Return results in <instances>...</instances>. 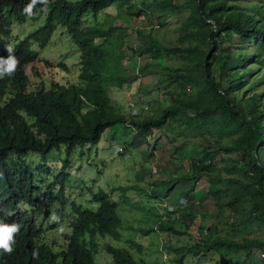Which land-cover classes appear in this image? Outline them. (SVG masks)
Here are the masks:
<instances>
[{
	"label": "trees",
	"instance_id": "obj_1",
	"mask_svg": "<svg viewBox=\"0 0 264 264\" xmlns=\"http://www.w3.org/2000/svg\"><path fill=\"white\" fill-rule=\"evenodd\" d=\"M115 1L36 0L29 15L24 9L32 0H0V57L7 59L11 47L19 61L12 75L0 78V222L19 225L13 251L0 250V264H95L101 252L109 255V264H161L157 258L146 262L140 244L127 234H105L123 224L118 203L100 189L90 194L89 202L97 204L94 210L68 206L64 217L70 230L61 234V243L45 242L41 234L52 227H46L50 217L42 216L63 204L72 148L96 144L104 130L125 123L140 135L171 126L178 135L196 132L201 139L185 154L189 156L184 158L183 177L194 182L204 177V195L211 204L198 212L200 232L191 244L164 247L173 253L172 262L165 264H183L185 256L207 252L219 257L217 264H264V0H144L159 17L185 16L172 45H161L146 34L150 40L141 48H126V28L121 31L113 22L106 28L104 22L84 23L87 15L96 16ZM43 9V22L11 43L12 21L34 20ZM56 25L79 51L78 79L83 85L50 82L48 87L28 89L25 67L36 58L29 45L43 47ZM146 48L149 56L173 54L178 62L156 71L157 86L169 84V102L150 116L125 115L111 107L107 88L129 83L122 52L140 54ZM60 147L64 158L53 171L45 155ZM30 151L39 153L41 163L11 167L15 160L7 159V153L22 156ZM217 155H226L222 163ZM152 187L155 191L146 197L159 203V194H168L172 183L164 193ZM185 193L179 189L171 196L177 200ZM184 213L192 219L196 212ZM42 219L44 224H38ZM175 221L161 219L155 227L181 236L185 230L176 229ZM253 225L261 226L260 237L246 234ZM105 236L122 241V246L110 245ZM254 251L261 258L256 259Z\"/></svg>",
	"mask_w": 264,
	"mask_h": 264
},
{
	"label": "rangeland",
	"instance_id": "obj_2",
	"mask_svg": "<svg viewBox=\"0 0 264 264\" xmlns=\"http://www.w3.org/2000/svg\"><path fill=\"white\" fill-rule=\"evenodd\" d=\"M137 9H140V13L135 14ZM152 10L145 7L144 0H118L111 2L96 16L87 15L84 23L104 22L106 28L113 22V26L121 31L126 28L124 36L122 35L126 48H141L147 45L150 39L146 34L158 40L161 45H172L176 27L185 16V12L159 17V14ZM45 13L46 9H43L36 12L34 20L26 19L21 23L12 21L9 28L10 42L20 40L26 33L39 26L43 22ZM95 42L98 41L95 40ZM29 47L36 52V58L25 67L28 89L48 87L50 82L64 86L83 85L78 79L79 51L60 25H56L43 47H37L33 43ZM121 57V66L129 83L121 87L107 88L112 100V108L129 115V102L139 108V117H146L150 116L154 108L158 106L161 108L169 102V84L165 87H158L156 81L159 73L156 71L159 69L158 66H176L178 62L173 54L163 53V55L149 56V48H146L140 54H132L130 51L127 54L122 52ZM43 60L49 62L51 66L45 65ZM58 64H62L64 69L58 67ZM143 66H145L144 72L141 73L139 68ZM142 104L147 105L145 111L141 109ZM110 130H104L96 144L85 143L72 148L67 158L68 179L64 184V203L75 201L85 205L84 207L94 209L95 205L91 203L92 201L86 202L85 199L91 193L102 190L108 197L111 196L113 201H117L122 224L133 228L126 231L113 228L107 230L105 234H127V238H132L135 243L140 244L139 254L146 262L157 258L159 263L165 264L158 257L160 253L167 254L165 262H170L173 253L165 250L164 247L191 244L197 237L196 234L200 232L198 224L201 222L198 212L207 210L211 204V200L204 195L206 189L204 177L198 178L195 182L183 177L187 169V159L184 158L189 156L185 154L193 146H199L201 139L196 132L183 136L178 135V130L171 126L159 130L153 129L145 136L140 135L134 128H125L122 124H114ZM144 137H148V140ZM115 143H129L127 149L124 150L126 155L112 153ZM225 157L226 155L221 157L217 155L216 160L222 163ZM22 158L32 166L37 162L41 163L37 152H27ZM63 158L62 147L52 149L45 155V163L52 168L51 170L56 171L61 167ZM198 158L195 159L198 160ZM169 183H172L171 191L165 194L164 188ZM153 184L163 191L164 195L160 193L159 198L167 201L166 206L158 205L159 203L148 200L146 197L155 191ZM189 188L192 190H187ZM179 189H186V193L177 201H173L171 195ZM198 192L201 193L197 194ZM159 202L162 201L159 200ZM136 206H138L137 209ZM168 208L170 214L165 212ZM185 210L196 212L195 217L191 219L184 213ZM47 216L50 217V221L47 222L46 227H52L41 233L43 241L50 242L54 239L61 243L63 241L61 234H67L68 227L63 224V221L57 222L56 218L59 217V213L53 209L42 218ZM162 218L176 220L175 228L185 231L181 236L161 230L139 231V229L151 230V226L153 227ZM210 221L211 218L206 219L205 223ZM38 224H44L43 219L39 220ZM260 227L249 226L246 234L260 237L263 234ZM105 241L113 246L115 242L119 246L123 244L122 241L110 240L109 237H106ZM130 249L136 251L133 246ZM201 254L203 255L196 257L185 256L183 264H217L219 261V257L212 252ZM254 257L261 258L260 252L254 251ZM109 260V255L103 252L94 257L95 264H109ZM255 262L260 264L259 260Z\"/></svg>",
	"mask_w": 264,
	"mask_h": 264
},
{
	"label": "clouds",
	"instance_id": "obj_3",
	"mask_svg": "<svg viewBox=\"0 0 264 264\" xmlns=\"http://www.w3.org/2000/svg\"><path fill=\"white\" fill-rule=\"evenodd\" d=\"M36 4V0H32V2H31V4H29L25 9H24V11H25V13H27V14H29V15H31V13H32V8H33V6ZM36 15V14H35ZM35 18V17H34ZM28 19V18H27ZM26 20V19H25ZM24 20V21H25ZM19 23V22H18ZM21 23V22H20ZM7 52H8V57H7V59H4V58H2V57H0V78H3L5 75H12L15 71H16V68H17V65H18V63H19V61H18V59L13 55V50H12V48L11 47H8L7 49ZM44 61V60H43ZM58 66V65H57ZM64 69V68H63ZM111 102H112V100H111ZM132 104V103H131ZM128 105H129V112H128V114H139V108H136L133 104H132V106H130V103L128 102ZM143 106H146V104H142L141 105V109L143 110V111H145L144 109H143ZM133 110H135V111H133ZM111 127V126H110ZM110 127L108 128V130L109 131H111L110 130ZM124 127L125 128H129V129H131L132 127L131 126H129V124L128 123H125V125H124ZM153 129H151L148 133H150L151 131H152ZM148 133H145L144 134V136L146 135V134H148ZM144 139H146V140H148V137H144ZM111 142H114L113 140H111ZM129 143H118V144H114V146H113V148H112V153H114V154H116V155H126L125 154V152H124V150L125 149H127V146H129L128 145ZM25 155V154H24ZM6 156H7V159H14L15 160V162H12L11 163V167L12 168H17L18 169V167L20 168L22 165H29V163L28 162H25L24 161V159L22 158V156H18V155H14V154H9V153H7L6 154ZM18 164V165H17ZM46 165H47V163H46ZM30 166V165H29ZM48 166V165H47ZM68 173V172H67ZM68 179V178H67ZM67 181V180H66ZM65 181V182H66ZM65 184V183H64ZM65 189V188H64ZM98 191V190H97ZM89 198H90V196L87 198V199H85V201L86 202H89ZM109 198H111V196L109 197ZM181 198V197H180ZM180 198H178V199H180ZM63 199H64V197H63ZM112 200H113V198H111ZM171 199L173 200V201H177V200H174L172 197H171ZM161 201L162 200H164V199H160ZM117 202V201H116ZM167 202V201H166ZM160 203L161 202H159V204L158 205H160ZM72 205V204H74V205H78V207H80L81 209H91V208H88V207H84L85 205H81L80 203H76L75 201H70L69 203H67V204H65L64 203V200H63V204L58 208V213H59V217L58 218H56V220H57V222L58 223H60V222H64L63 224L65 225V226H67L68 227V232H69V230H70V226L67 224V222H66V219H65V217H64V215H65V212L67 211V208H68V206L69 205ZM93 204V203H92ZM95 205V208H96V206H97V204H94ZM94 208V209H95ZM52 209V208H51ZM50 209V210H51ZM94 209H91V210H94ZM168 210H169V208H168ZM166 213H168L167 211H165ZM170 212V211H169ZM120 214V213H119ZM162 219H165V218H162ZM161 220V219H160ZM159 221V220H158ZM157 221V222H158ZM156 225H153V227L151 226V228L153 229V231L154 230H156V231H159L156 227H155ZM130 228L131 229H133L132 227H130V225H126V226H122V227H120L119 228V230H122V231H126V230H130ZM19 232V225H17V224H15V223H13V224H11V225H9V224H5V223H3V222H0V250H3L4 252H6V253H11L12 251H13V248H12V245L14 244V242H15V240H14V237H15V235L17 234ZM105 237H108V236H105ZM110 238V237H109ZM110 240H111V238H110ZM111 245V244H110ZM113 246V245H112ZM103 253H105V252H103ZM107 254V253H106ZM162 255H165V257L164 258H162L161 256ZM260 256H262V255H260ZM159 257V259H160V261L162 262V263H165V260H166V258H167V255L165 254V253H160V255L158 256Z\"/></svg>",
	"mask_w": 264,
	"mask_h": 264
},
{
	"label": "built area",
	"instance_id": "obj_4",
	"mask_svg": "<svg viewBox=\"0 0 264 264\" xmlns=\"http://www.w3.org/2000/svg\"><path fill=\"white\" fill-rule=\"evenodd\" d=\"M130 106H132V104L130 103ZM143 109L145 110V109H147V105L146 106H143ZM133 111H135V110H133ZM182 201H184L183 199H182ZM166 200L164 199V200H162V202L160 203V205H162L163 207L164 206H166ZM162 258H164L165 257V255H162L161 256Z\"/></svg>",
	"mask_w": 264,
	"mask_h": 264
},
{
	"label": "crops",
	"instance_id": "obj_5",
	"mask_svg": "<svg viewBox=\"0 0 264 264\" xmlns=\"http://www.w3.org/2000/svg\"><path fill=\"white\" fill-rule=\"evenodd\" d=\"M171 197H173V196H171ZM161 199V198H160Z\"/></svg>",
	"mask_w": 264,
	"mask_h": 264
}]
</instances>
